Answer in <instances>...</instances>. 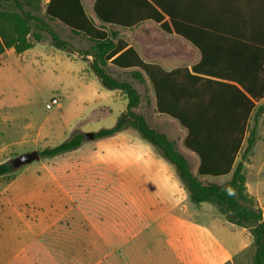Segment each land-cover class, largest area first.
<instances>
[{"label": "crops", "instance_id": "crops-1", "mask_svg": "<svg viewBox=\"0 0 264 264\" xmlns=\"http://www.w3.org/2000/svg\"><path fill=\"white\" fill-rule=\"evenodd\" d=\"M50 1L43 0L44 6ZM81 2L100 25L95 13L98 0ZM157 2L167 11L161 23L144 19L147 10L141 0H100L99 9L125 23L106 26L120 30L121 38L145 63L179 72L180 78L191 75L219 82L223 86L216 87L221 91H231L229 86L241 89L235 78L259 76V62L264 60V0ZM135 21L140 23L130 25ZM50 24L71 33L59 22ZM86 71L91 79L89 65ZM131 71L110 67L114 77L132 78ZM140 72L145 81L127 79L142 96L139 112L168 137L160 125L179 132L185 151L170 140L197 173L200 159L185 146L187 130L158 113L153 85ZM263 100L255 103L256 108ZM83 102L89 104L91 115L37 133L27 125L30 133L15 145L38 149L43 144L45 149L75 135L112 128L128 105L120 91L98 84L85 91ZM80 123L89 125L71 131ZM38 163L20 168L15 179L0 186V264L252 263L255 247L250 231L228 222L215 205L192 202L175 167L133 129L99 140L84 139L79 148Z\"/></svg>", "mask_w": 264, "mask_h": 264}, {"label": "trees", "instance_id": "trees-1", "mask_svg": "<svg viewBox=\"0 0 264 264\" xmlns=\"http://www.w3.org/2000/svg\"><path fill=\"white\" fill-rule=\"evenodd\" d=\"M141 1L147 10L144 19L157 23L165 20L167 11L161 10L157 0ZM99 2L95 13L100 25L86 14L81 0H51L46 6L43 0H0V55L8 50L22 54L49 38L54 48L76 54L87 62L105 89L120 91L128 101L127 110L117 123L96 132L95 140L112 137L127 129L138 132L175 167L192 202L212 203L228 222L250 231L255 247L251 264H264V213L257 199L248 192L245 174V163L257 143V128L264 115V104L257 108L255 105L264 99V60L259 62L258 77L252 80L235 78L241 89L229 86L231 91H221L216 87L221 85L219 82L191 75L188 79L180 78L179 72H167L158 65L145 63L121 38L120 30L106 26L125 23L118 16L109 17L101 12ZM51 22L63 24L74 36L86 41L88 48H76L71 39H64L52 27ZM133 23L130 25L140 21ZM175 29L179 31L176 26ZM111 66L133 70L130 75L135 80L145 81L140 71L146 74L153 85L158 113L178 121L187 130L185 146L200 159L197 174L176 144L152 127L139 112L142 96L138 89L133 83L114 77L110 73ZM187 85L189 91H186ZM224 100L229 105L225 106ZM251 119L253 127L246 139ZM84 139L83 135H75L55 147L39 151L40 156L54 157L77 149ZM245 140L246 148L238 162ZM18 170L10 162L0 163V178L15 177ZM229 175L231 178L223 184L202 180Z\"/></svg>", "mask_w": 264, "mask_h": 264}, {"label": "rangeland", "instance_id": "rangeland-1", "mask_svg": "<svg viewBox=\"0 0 264 264\" xmlns=\"http://www.w3.org/2000/svg\"><path fill=\"white\" fill-rule=\"evenodd\" d=\"M53 26L61 36L70 37L76 48H88V43L81 40L80 37L65 31L57 24ZM76 56L79 58L78 55ZM78 58L52 47L49 38L21 55L16 54L13 50L0 55V163L10 162L20 155L34 150H43L41 148L43 144H40L41 147L39 146L38 149H33L31 146L18 147L15 145L17 139L24 133H30V131L26 132L27 125H32L36 132L62 122L70 126L84 115L88 113L91 115L89 104L83 102V96L90 87H94L95 84L101 86V83L92 71H90L91 79H89L86 71L87 62ZM118 78L121 80L132 79L129 75ZM53 98H57L59 104L52 109H47V104ZM262 102L264 104V100ZM88 125L80 123L74 126L71 131L84 129ZM160 126L169 135V137L167 136L169 140L175 139L180 150L185 151L179 141V132L168 130L165 124ZM252 127L253 119L248 123L246 139ZM257 132V153L253 162L251 158L254 149L248 156L245 174L248 191L251 195L257 196L264 209V117L259 120ZM245 148L246 140L238 155V162L241 160ZM259 163L262 166L260 170L257 169ZM37 164H39L38 161L32 163V165ZM15 177L0 178V186H4ZM230 178L231 175L219 178H202V180L223 184Z\"/></svg>", "mask_w": 264, "mask_h": 264}, {"label": "water", "instance_id": "water-1", "mask_svg": "<svg viewBox=\"0 0 264 264\" xmlns=\"http://www.w3.org/2000/svg\"><path fill=\"white\" fill-rule=\"evenodd\" d=\"M84 137L86 140L95 139L94 133H88ZM40 159V152L36 150L20 155L16 159L10 161V163L12 164L13 168L20 169L24 166L40 161Z\"/></svg>", "mask_w": 264, "mask_h": 264}, {"label": "built area", "instance_id": "built-area-1", "mask_svg": "<svg viewBox=\"0 0 264 264\" xmlns=\"http://www.w3.org/2000/svg\"><path fill=\"white\" fill-rule=\"evenodd\" d=\"M59 101L57 98H53L49 104H47V109H52L54 106L58 105Z\"/></svg>", "mask_w": 264, "mask_h": 264}]
</instances>
